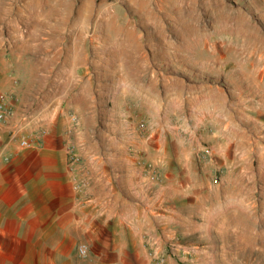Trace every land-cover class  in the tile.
<instances>
[{"label": "rangeland", "instance_id": "374dc122", "mask_svg": "<svg viewBox=\"0 0 264 264\" xmlns=\"http://www.w3.org/2000/svg\"><path fill=\"white\" fill-rule=\"evenodd\" d=\"M1 58L32 119L7 141L45 149L0 146V190L23 170L77 194L43 264H264V0H0ZM10 233L0 264H28Z\"/></svg>", "mask_w": 264, "mask_h": 264}, {"label": "crops", "instance_id": "0c3cea01", "mask_svg": "<svg viewBox=\"0 0 264 264\" xmlns=\"http://www.w3.org/2000/svg\"><path fill=\"white\" fill-rule=\"evenodd\" d=\"M9 69L6 60L1 58L0 89L13 90L20 98L22 91L12 87ZM18 105L10 119L5 122H0V146L3 147V153L1 154H4L10 145L12 146L13 150L11 151L13 152L10 151L9 156L17 155L15 153L16 150H23L19 145L15 143L11 144L7 141L10 132L15 134L27 131L32 124V119L28 111L20 108ZM44 149L43 147L37 150L42 151ZM30 152L31 151H24L26 155ZM10 162L16 163L17 166L19 165L17 163H22L23 159L20 158L19 160L13 157ZM38 162L39 160L37 159H31L30 163L36 164ZM8 175L5 176L6 180L3 181L6 186L4 189L0 190V232H5L8 237H12L10 233L12 228L21 225L22 230L27 232L26 237L21 240V243L28 248V264H43L40 255L36 254L35 248L40 247L45 242V233L47 231H55L58 226L63 225L64 219L69 212L72 213L75 211L74 220L76 223L78 220L77 200L74 206L71 201L70 207H68L67 203L64 201L66 200L65 198H70V200H73V198L77 199V194L69 191V189L63 190L62 175H25L23 170H15L13 172V177L10 176V173ZM101 179L107 182V188L105 190V187H102L104 189L102 191V196H100L102 197V202L98 201L100 198L98 193L90 191V220H94L98 214H102V221L104 224H107L110 223L112 217L110 195L114 194L115 196L116 193L108 184L111 183V178L109 176L102 177ZM14 180L15 182L13 183L12 181ZM117 194L120 195L119 193ZM99 205H101L102 208L101 212L95 209ZM114 205L124 208V222L127 225L129 224L128 221H133L134 219L141 220V217L139 218L140 209L125 202V200L114 203ZM131 218H133V220ZM133 222H135V227H137L136 221ZM2 245L1 243L0 246L2 247Z\"/></svg>", "mask_w": 264, "mask_h": 264}, {"label": "built area", "instance_id": "2783aa9c", "mask_svg": "<svg viewBox=\"0 0 264 264\" xmlns=\"http://www.w3.org/2000/svg\"><path fill=\"white\" fill-rule=\"evenodd\" d=\"M19 102L20 98L13 90L7 93L0 92V122H5L13 116ZM19 144L23 149H41L44 147V140L39 137L25 135L20 139ZM206 153L209 154L210 150H206ZM80 252L83 254L86 253V247L81 246Z\"/></svg>", "mask_w": 264, "mask_h": 264}, {"label": "bare ground", "instance_id": "6f19581e", "mask_svg": "<svg viewBox=\"0 0 264 264\" xmlns=\"http://www.w3.org/2000/svg\"><path fill=\"white\" fill-rule=\"evenodd\" d=\"M246 216V215H245ZM246 218V217H245ZM243 219V218H242Z\"/></svg>", "mask_w": 264, "mask_h": 264}]
</instances>
